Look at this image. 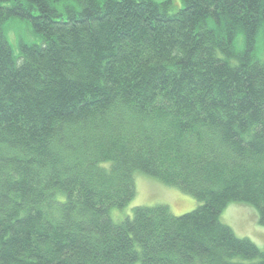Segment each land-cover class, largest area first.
I'll return each mask as SVG.
<instances>
[{
    "label": "trees",
    "instance_id": "1",
    "mask_svg": "<svg viewBox=\"0 0 264 264\" xmlns=\"http://www.w3.org/2000/svg\"><path fill=\"white\" fill-rule=\"evenodd\" d=\"M180 2L0 0V264H264L221 218L264 226V0ZM138 171L200 205L115 222Z\"/></svg>",
    "mask_w": 264,
    "mask_h": 264
},
{
    "label": "rangeland",
    "instance_id": "2",
    "mask_svg": "<svg viewBox=\"0 0 264 264\" xmlns=\"http://www.w3.org/2000/svg\"><path fill=\"white\" fill-rule=\"evenodd\" d=\"M181 5L180 0H176ZM5 36L13 49L14 55L19 54L20 44H33L38 38L33 33L31 24L26 20L12 19L4 27ZM235 47L238 51L244 50V36L239 34ZM255 55L264 60V31L257 39ZM136 196L124 209H112L111 216L115 222L123 221L126 216H133L136 206L155 207L167 205L171 214L178 217L190 213L200 205L193 196L182 192L179 188L168 186L159 179L150 177L140 171L134 175ZM222 222L232 228L240 238L253 241L261 250H264V226L259 222L257 209L248 204L233 203L223 212Z\"/></svg>",
    "mask_w": 264,
    "mask_h": 264
}]
</instances>
